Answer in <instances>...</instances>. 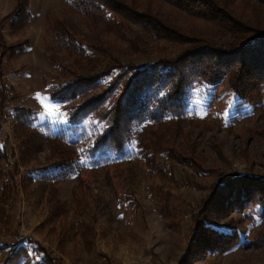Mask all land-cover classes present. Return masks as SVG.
<instances>
[{
	"label": "rangeland",
	"instance_id": "obj_1",
	"mask_svg": "<svg viewBox=\"0 0 264 264\" xmlns=\"http://www.w3.org/2000/svg\"><path fill=\"white\" fill-rule=\"evenodd\" d=\"M16 1L0 0V80L8 92L0 100L10 115L17 106L29 109L36 131L67 125V106L80 101L52 99L53 87L106 72L108 63L126 77L133 65L171 63L185 88L182 115L150 119L143 131L132 118L136 142L125 148L133 159L122 162L106 147L101 156L96 151L98 162L84 147L76 154L61 144L68 149L52 155L49 142L27 153L15 119L0 117L7 151L0 166L11 175L0 174V264H38L42 253L51 264H264V217L242 210L232 191L234 177L255 175L238 180L264 201V63L236 66L248 83L261 72L256 88L229 70L244 54L217 61L224 75L209 85L201 75L213 73L207 54L191 52L262 32L248 19L264 20V0H211L207 8L197 3L199 13L165 0H21L28 17L19 22L12 21ZM89 1L99 5L88 10ZM95 113L82 126L93 134ZM17 237L28 248L11 262ZM234 237L237 243L223 246Z\"/></svg>",
	"mask_w": 264,
	"mask_h": 264
},
{
	"label": "trees",
	"instance_id": "obj_2",
	"mask_svg": "<svg viewBox=\"0 0 264 264\" xmlns=\"http://www.w3.org/2000/svg\"><path fill=\"white\" fill-rule=\"evenodd\" d=\"M165 1L179 9L192 13H199L202 11L196 6L197 3L204 2V6L207 8L211 2V0ZM81 2L85 1L81 0ZM73 4L77 7L79 5L74 1ZM85 5L88 10H91L96 9L99 4L96 5L93 1H89ZM14 9V18L12 21L15 20V17H19L16 22H19V20L23 21L28 17L26 6L21 4V0L16 1V7ZM248 21L255 22L256 26H258L257 30L259 29V31L262 32L252 35V37L242 39L237 45H231L230 41H228L226 43L227 48L225 49H217L202 44L191 51L197 52L196 54L199 55L205 53L208 56H206L205 64L213 68V73L208 75L206 70L201 71V75L208 79L204 81L206 84L211 85V83H218L224 75L222 72L219 73L220 71L216 69L217 67L215 66L217 61L228 57L235 58L234 60L236 61L239 55L242 54L244 55L240 58L239 62H234L231 66L236 65L229 69L231 72L237 71V74L239 73L238 76L240 77L237 79L240 80L242 86L245 88H251V86H254L256 88L259 81L263 79L261 72L258 71L255 75L257 82L252 81V83H248V81L251 80L247 81V79L243 78L244 72L242 71L241 73V68L239 67L236 69V66L239 63L241 65L245 64V66H248V63H251L252 65L257 63L260 67L264 63V20H258L257 17L253 16L249 18ZM229 31L230 30L227 32ZM232 33L233 31H231V35ZM238 38L239 37H235L232 40H238ZM13 52L12 49L9 55H13ZM249 52L251 53V56L247 55ZM250 59H252L253 62H249ZM210 60L213 62V65L210 64ZM159 62L160 61H155L157 64L150 63L148 65H133V67L128 70V72L133 71V73L129 75L130 77H126V73L112 74V71L116 69V66L113 67L112 64L108 63V65L111 66L106 72L97 75L91 74L88 77L82 75L73 76V78L66 83L53 87L50 91L52 99L72 102L77 101L78 99L80 100L67 106L68 124L60 127L56 132L44 131L45 133H41L36 131L29 124L28 117L26 116L29 109L17 106L13 109L12 114L10 115V110L4 111L5 103L2 104L3 101L1 100L0 117L3 120L11 118L15 119L14 132L17 134V137H15L20 142L21 149L24 148L22 150H25L27 153L37 151L43 144H48L49 142V144H53L51 147L52 155H60L65 152L64 149L68 148H71V150L73 149L76 154H79V151L77 150L84 147L82 151H86L87 158L92 157L95 159L98 155L96 152L97 150H99L98 156H101L106 152V148H109L115 161L122 162L125 160H131L133 158L127 156L128 151L125 146L127 144L129 146L133 142H136L132 139L135 131V127H132V124H130L134 121L132 118H136L134 122H137L138 125L143 122V131L145 129L144 125L150 119L155 120L154 124H160L161 122L169 121V116H179L183 114L181 113L182 105L180 104V99L185 87L183 82L180 81H183L184 79L181 78V75L178 77L175 75L171 63L163 64ZM233 87L235 88L237 95L240 96L242 92L236 88V85H233ZM4 88L5 85H3V81L0 80V91H6V93H8ZM96 90H99L97 95L86 97L88 92H96ZM246 100L247 97L244 95V101L247 102ZM94 111L97 112L95 113L97 122H91V124L92 128L97 129L95 134L90 133L88 129L82 127L87 120L86 117L90 116ZM164 118H166V120H163ZM26 129L28 132L25 131ZM92 136H94L93 139H91ZM84 141H88L89 143H84V146ZM61 144L68 148L59 146ZM5 146V141L0 138V159L3 160L7 154ZM98 161L99 160H96V162ZM68 166H70V164ZM3 169L6 168L0 166L1 175L4 173ZM67 170L68 169H64L63 171H60V176H64ZM7 175L5 176L7 177ZM8 176L10 177L11 175ZM254 177L256 178L255 175L251 174H240L238 178L234 177L233 179L236 181L234 180L235 185L232 187V191L235 192L233 198L240 200L238 206H240L242 210L251 207L254 212L258 210L257 214L264 217V201L262 198L260 199V197L252 196L251 194L254 192V189L246 187L247 183L244 182L245 180H238H250ZM3 184L6 186L7 183ZM3 184H1V186ZM213 228L214 231L219 229V227L215 226H213ZM229 238L230 237L228 236V239ZM236 240L237 237H234L231 239V244L227 242L223 246L230 248L237 243ZM20 242L21 243L12 242V251L11 254L8 255V259L11 262L17 260L21 256L20 254H26L27 252V242ZM50 262L51 259L46 257V253H42V259H40L38 264H51Z\"/></svg>",
	"mask_w": 264,
	"mask_h": 264
},
{
	"label": "built area",
	"instance_id": "obj_3",
	"mask_svg": "<svg viewBox=\"0 0 264 264\" xmlns=\"http://www.w3.org/2000/svg\"><path fill=\"white\" fill-rule=\"evenodd\" d=\"M9 94H11V93H9ZM12 108V107H11ZM11 108L10 107H6L5 109L6 110H11ZM14 243H18V242H20V239H19V237H17V239L15 240V241H13ZM4 252V251H3ZM3 252L2 251H0V256L3 254Z\"/></svg>",
	"mask_w": 264,
	"mask_h": 264
}]
</instances>
